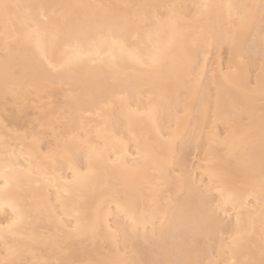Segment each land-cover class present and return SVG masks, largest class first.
<instances>
[{
    "label": "bare ground",
    "instance_id": "6f19581e",
    "mask_svg": "<svg viewBox=\"0 0 264 264\" xmlns=\"http://www.w3.org/2000/svg\"><path fill=\"white\" fill-rule=\"evenodd\" d=\"M9 2L111 5L112 11L129 14L130 17L136 10L125 9L123 5L175 4L182 6L178 11L188 13L189 20H194L197 12L200 11L194 7L198 4H259L260 0H9ZM77 11H94L102 14L105 9ZM226 15L227 9H214L205 20L196 21L197 28L203 26L213 30L219 42L211 47H201L199 65L206 73L205 88L199 92L193 89L189 94L174 87L170 91L162 92L158 76L143 73L141 62L147 61L156 43L167 39L166 34L157 36L154 22L144 23L139 17L130 18L129 26L122 33L125 38V52L122 53L118 47L102 45L99 56L94 57L97 60L96 64L85 60L71 72L55 76L46 72V66L39 62V53L34 48H17L6 56L3 28L0 24V97L10 95L12 102L15 103L18 102V97L19 103H23L28 101L29 96L36 97L39 101L42 94L52 97L55 86H67V89H61L62 100L57 108L37 119L36 126L48 129L55 124L58 129L63 130V139L76 137V140H69L68 146L77 156L80 164L86 165L88 141L96 145L98 150L107 148V151L112 153L113 160L119 158V163L108 165L107 175L102 176L98 183L89 186L78 195H73L72 199H78L82 208L89 213L113 192L124 193L160 175L161 161L155 156L146 155L144 148L146 141H158L157 126L146 117L138 116L136 111L143 112L149 106H153L161 126L166 128L167 123L170 122L171 126L176 128L178 124L177 138L165 153L167 160L170 163L174 162L171 178H164L165 182L159 187L154 181L152 182L159 214L147 224H141L137 230L129 229L126 258L137 264H155L156 261L163 264H169L171 261H192L193 264H216L220 261L221 264H230L232 259L231 254L221 253V236L226 235L227 232L222 233L220 229L231 231L237 222L236 213L231 206L227 214L219 211L218 217L213 219L210 227L204 199L206 197L208 204L214 205L219 196L215 188H204L203 196L195 194L194 190L200 183L204 168L223 167L241 178L246 175L245 156L235 151V148L239 146L247 126L248 112L254 114L256 127H259L261 108L264 104L259 92L261 77L264 76V41L261 40L260 25L257 20L254 26L236 37L234 44L229 42L226 35L228 32ZM251 30L258 40H255L251 47H246L248 35L253 36L252 33L250 34ZM64 39L65 37L61 35L60 43L57 45V55L63 51ZM223 47L226 48L227 57H224L227 60L221 55ZM213 51H216L214 59L211 58ZM254 51H257V57L256 53L254 56ZM67 55L72 56L75 53L69 52ZM112 56L116 59L113 60ZM246 57L255 65V68L251 67L256 70L254 73L250 71L251 65L249 66ZM236 71L242 74L238 87L229 83V79ZM213 73L223 91L224 102L219 109L215 106V92L211 93V100L207 94ZM249 80L251 83H248ZM213 90L215 91V88ZM93 91L113 99L114 107L104 110L103 117H98L95 114V107L86 102L81 103L78 109L68 111L66 105L72 103L71 96L83 98ZM177 91H179L178 97ZM162 95L164 99L161 98ZM116 96H123L124 100L115 99ZM177 106L179 111L175 110ZM126 117L132 120L131 131L129 119ZM218 123L222 125V134L217 129ZM11 124L4 122L0 117V165L4 162L5 148L7 147L9 152L15 149L19 161L18 169H23L18 175L22 181L31 183L27 194L34 195L48 208L43 213H33L30 222L25 226V233L36 237L35 242L30 243L35 259L38 261L55 259L59 255L58 245H66L71 249L72 258L85 264L88 261L114 258L117 253L115 246L110 243L105 246L91 238L69 242L60 235L64 229L60 228L57 219L64 213L59 208L54 209L53 206L57 201V189L64 187L65 180L72 179L66 163L67 157L62 159L60 155H56L54 159L46 158L49 150L55 151L57 145L56 138L50 132H48L50 139L47 140L42 131L30 129L21 132L15 124ZM207 124H209L208 129L205 130ZM8 129L13 131L9 132ZM112 132L117 133V136L110 135ZM120 138H123V144L119 142ZM225 139L233 146L231 154L229 148L219 143L209 150L210 141ZM81 140L84 142L81 143ZM137 142L140 144L139 152ZM200 147L202 152L198 157L196 152ZM189 156L192 157L190 160ZM38 166L41 169L39 176H29V171L35 172ZM255 167L258 181V140ZM37 179H39V187L32 183ZM241 207L244 208L242 215L244 224L247 225L249 219L255 224L252 243L258 250L262 206L254 199L251 205L241 204ZM64 218L67 220L69 217ZM0 222H5L2 213H0ZM72 224L75 225L74 219ZM123 249L122 242L121 251ZM26 258L29 261L33 259L31 255Z\"/></svg>",
    "mask_w": 264,
    "mask_h": 264
},
{
    "label": "snow or ice",
    "instance_id": "6c2138e0",
    "mask_svg": "<svg viewBox=\"0 0 264 264\" xmlns=\"http://www.w3.org/2000/svg\"><path fill=\"white\" fill-rule=\"evenodd\" d=\"M122 7L136 11L130 17L129 14L112 11L111 5L22 4L0 0V24L3 28L5 54L7 56L17 48H34L39 53V62L46 66L45 70L49 75L69 73L85 60L96 64L97 60L94 57L99 56L102 45L118 47L122 53L125 52V38L122 33L129 26L130 18L139 17L144 23L156 24L157 36L167 35L166 41L158 42L153 46L147 61L141 62L143 73L158 76L162 92L170 91L174 87L189 94L193 89L199 92L205 88L206 73L199 65L201 47H211L219 42L213 30L203 26L197 28L196 21L205 20L214 9H227L225 23L228 27L226 35L229 42L234 44L236 37L254 26L257 20L260 25V37L264 41V0H260L259 4H198L194 7L200 11L197 12L194 20H189L188 13L178 11L182 6L175 4L123 5ZM78 9H105V11L97 14L94 11H77ZM61 35L65 37L64 48L57 55V45L60 43ZM69 52L75 55H67ZM112 59L115 60V56H112ZM241 78V72L236 71L229 79V83L238 87ZM248 83L251 81L249 80ZM213 88H215V106L219 109L224 102V97L222 86L216 82L215 73L207 90L209 100H211ZM259 92L264 100V76L261 77ZM176 95L179 96V91ZM161 98L165 97L162 95ZM115 99L123 101L124 97L116 96ZM149 99L151 100V95ZM71 100L72 103L66 105L68 111L76 110L81 103L86 102L95 107V114L98 117H103L104 110L114 107L112 98L95 91L83 98L71 96ZM18 102H20L19 97ZM175 110L179 111V107L177 106ZM129 111L136 110L129 109ZM91 114L90 112L89 115ZM136 114L146 117L157 126L158 141H146L144 148L146 155L155 156L161 161L160 175L124 193L113 192L111 196L98 203L90 213L82 208L78 199H72L73 195H78L89 186L98 183L102 176L107 175L108 165L119 163V158L113 160L112 153L108 152L107 148L98 150L96 145L88 141L86 165L80 164L77 156L68 146L69 140L77 138L63 139V130L58 129L55 124L48 128V131L56 138L57 145L55 151L49 150L46 158L54 159L56 155H60L62 159L67 157L66 163L72 174V179L65 180L64 187L57 189V201L53 206L54 209L59 208L64 213L57 219L60 228L64 229L60 235L69 242L91 238L101 244L110 243L115 246L117 255L114 258L88 261L87 264H137L126 258L129 229L135 231L141 224H147L153 217L158 216L159 205L152 182L154 181L159 187L165 182L164 178H171V173L174 171V162L170 163L165 153L177 138L178 124L176 128H173L170 122L167 123L166 128L161 126L153 106H149L143 112L136 111ZM126 118L129 119L131 131L132 120ZM259 119L257 128L254 114L247 113V126L239 146L235 148V151L245 156V177L241 178L223 167L204 168L200 183L194 190L195 194L203 196L204 188H215L219 196L214 205L208 204L206 197L204 199L210 227L213 219L218 217L219 211L227 214L231 206L236 213L235 227L231 231L225 228L220 229L222 233L227 232L226 235L221 236V253L231 254L230 264H264V104H262ZM8 131L13 130L8 129ZM110 135L116 137L117 133L112 132ZM34 139H36L35 136ZM257 140L258 181L255 167ZM119 142L123 144V138H120ZM217 143L229 148V154H231L233 146L227 139L210 141L209 150ZM137 151H140L139 142H137ZM3 161L0 165L2 169L0 170V213L3 214L5 222H0V264H85L83 261L72 258L71 249H68L66 245L57 246L59 255L55 259L44 261L35 259L30 243L35 242L36 237L33 234H26L25 226L30 222L33 213H43L48 208L34 195L27 194L31 183L22 181L18 175V172L23 169H18L19 161L16 158L15 149L9 152L6 147ZM40 172L41 169L38 166L35 172L30 170L28 175L39 176ZM32 183H35L36 187L40 186L39 179ZM254 199L262 206L258 250L252 243L255 236L254 222L249 219L248 224L245 225L242 221L244 208L241 204L251 205ZM113 209H115L114 212ZM65 216L69 218L65 220ZM73 219L75 225L72 224ZM122 242L123 251H121ZM29 255L33 257L31 261L26 258ZM238 256L242 258H237ZM155 264H163V262L156 261ZM169 264H193V262L171 261ZM216 264L221 262L217 261Z\"/></svg>",
    "mask_w": 264,
    "mask_h": 264
},
{
    "label": "rangeland",
    "instance_id": "374dc122",
    "mask_svg": "<svg viewBox=\"0 0 264 264\" xmlns=\"http://www.w3.org/2000/svg\"><path fill=\"white\" fill-rule=\"evenodd\" d=\"M257 27H259V26H257ZM252 31L253 30H251L250 34L252 33V35H253ZM254 35L253 36L248 35V37H247L248 40L246 41L247 42L246 47H251L250 45H253L255 40L256 41L258 40V39H255ZM221 52H222L221 55L223 57L224 56L227 57L225 47L222 48ZM256 52L257 51H254V56H255ZM211 54H212L211 58L214 59V57L216 55V51H213ZM252 55H253V53H252ZM254 56H252V57H254ZM256 57H257V53H256ZM225 59L227 60V58H225ZM225 59H224V62H226ZM245 59L248 61L249 66L251 65L249 68H251V67L255 68L254 67L255 65H253V63L250 61L249 58L246 57ZM249 62H251L252 64ZM253 68H251L250 71L254 73L256 70ZM67 88H68L67 86H62V87L55 86L54 87V95L52 97H48V96H46V94L45 95L42 94V98L39 101H37L36 97L29 96L28 101L26 100L23 103L12 102L13 100H12V97L10 95H4V96L0 97V117L3 118L4 122L5 121H7V123L10 122V123H12L11 125L15 124V126L18 127L21 132L22 131L23 132L29 131L30 129H37L39 131H42L44 133V136L47 138V140H49L50 137H49L48 129H45L44 127L36 126V125H38L37 119L48 115L49 113L53 112L57 108V105L62 100L61 89H67ZM214 92L215 91L212 89L211 93L214 94ZM260 103H257V104L259 105ZM242 121H244V119H242ZM34 126H35V128H34ZM208 126H209V124L206 125L205 130L208 129ZM218 127H219V128H217L218 131H221L220 133L222 134L223 133L222 132V125L220 123H218ZM11 128H14V127H11ZM201 152H202V147H200L197 150L196 155L198 157H200ZM189 157H190L189 158V160H190L192 157L191 156H189ZM42 232L45 233L44 230H42ZM46 232H47V230H46Z\"/></svg>",
    "mask_w": 264,
    "mask_h": 264
}]
</instances>
